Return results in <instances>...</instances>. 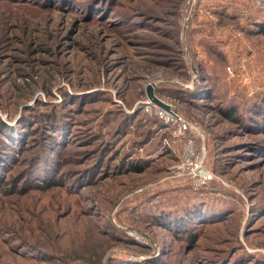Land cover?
I'll list each match as a JSON object with an SVG mask.
<instances>
[{
  "label": "rangeland",
  "instance_id": "rangeland-1",
  "mask_svg": "<svg viewBox=\"0 0 264 264\" xmlns=\"http://www.w3.org/2000/svg\"><path fill=\"white\" fill-rule=\"evenodd\" d=\"M262 13L0 0V264H264Z\"/></svg>",
  "mask_w": 264,
  "mask_h": 264
},
{
  "label": "built area",
  "instance_id": "built-area-1",
  "mask_svg": "<svg viewBox=\"0 0 264 264\" xmlns=\"http://www.w3.org/2000/svg\"><path fill=\"white\" fill-rule=\"evenodd\" d=\"M256 4L262 11H264V0H256ZM157 110V113L159 114L161 119H163L165 122H169L174 125L173 135L176 133L175 135L186 136L185 132L189 127V123L187 121L182 119L179 115L175 114L171 109L168 111L163 108L157 107ZM188 142L190 143L191 140H189ZM189 143L186 145L185 148V158H189L192 155V150L191 146H189ZM206 172L207 171H204V169H200L198 175L196 176V179L199 180L201 183H204L207 179L211 177Z\"/></svg>",
  "mask_w": 264,
  "mask_h": 264
},
{
  "label": "trees",
  "instance_id": "trees-1",
  "mask_svg": "<svg viewBox=\"0 0 264 264\" xmlns=\"http://www.w3.org/2000/svg\"><path fill=\"white\" fill-rule=\"evenodd\" d=\"M253 23H254V25H257L256 29H260L261 31L264 32V20H262V19L255 20V21H253ZM261 92H262V94L258 93V94H260V96H257V97H255L256 96L255 94H252V96L254 97L253 101H252V103L249 102V105H248V107H246V110L251 113V116L253 118L259 116V118H261L264 122V105H262V103H260L261 99L263 98L262 96H264V90H261ZM237 112H238V109H237V106H235V105L232 106V108L229 111H221V113L224 116H226L229 119H233V120H234V118H236ZM261 126H264V125H261ZM8 154L10 155V153H8ZM8 154H7V156H8ZM4 167L5 166L3 165V170L6 169V167L5 168ZM134 169H140V166L136 165L134 167Z\"/></svg>",
  "mask_w": 264,
  "mask_h": 264
},
{
  "label": "water",
  "instance_id": "water-1",
  "mask_svg": "<svg viewBox=\"0 0 264 264\" xmlns=\"http://www.w3.org/2000/svg\"><path fill=\"white\" fill-rule=\"evenodd\" d=\"M147 94L148 97L153 100L155 103H157L160 107L164 108L165 110H170V106L166 103H164L163 101H161L160 99H158L152 92L150 85L147 88Z\"/></svg>",
  "mask_w": 264,
  "mask_h": 264
}]
</instances>
